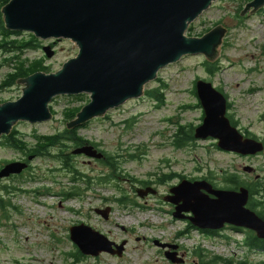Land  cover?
<instances>
[{
  "label": "rangeland",
  "instance_id": "374dc122",
  "mask_svg": "<svg viewBox=\"0 0 264 264\" xmlns=\"http://www.w3.org/2000/svg\"><path fill=\"white\" fill-rule=\"evenodd\" d=\"M11 1L0 0V43L7 30L1 11ZM251 1L217 0L187 33L188 37L200 38L218 25L227 29L214 76L205 68L204 56H186L161 70L158 78L146 86L142 98L128 101L78 130L80 137L107 157L117 158L116 177L101 161L73 155L74 144L67 141L46 157H36L3 145L4 140H0V171L10 163L29 164L23 174L0 179V264H172L165 256L172 248L163 250L154 241L169 245L175 242L185 255L180 256L184 264H203L215 258L253 264L264 261V250L258 253L240 249L242 234L236 235L229 228L214 237L202 231H186L187 222L169 214L175 210L163 201L182 181L180 177L188 181L207 178L222 188L219 176L223 171L237 174L248 184L260 176L258 181L264 188V152L246 158L221 151L215 140L176 148L173 143L177 127L171 124L194 128L202 124L204 111L197 108L200 101L193 88L197 80L209 81L227 99L230 121L247 137L264 143V8L240 16ZM7 32L9 41H26L33 35ZM34 43L36 49L22 54L0 52V89L4 88L0 90V104L16 102L23 95L20 84L6 87L8 76L20 61H42L48 71L40 72L52 74L78 55L70 40L37 38ZM49 46L55 51L51 59L43 51ZM155 90L164 95L163 103L148 95ZM89 103V94L57 97L50 106L51 121L19 122L14 130L19 139L35 148L40 137L64 134L70 122L67 112L81 110ZM30 157H34L32 161H28ZM247 166L256 173H244ZM142 183L155 188L158 197L139 198L133 188ZM74 194L77 196H70ZM137 204L144 209L137 208ZM108 207L111 213L106 221L95 210ZM81 224L117 245L125 242V254L119 257L101 253L93 257L79 253L70 239V228ZM184 233L187 236L183 237Z\"/></svg>",
  "mask_w": 264,
  "mask_h": 264
},
{
  "label": "water",
  "instance_id": "95a60500",
  "mask_svg": "<svg viewBox=\"0 0 264 264\" xmlns=\"http://www.w3.org/2000/svg\"><path fill=\"white\" fill-rule=\"evenodd\" d=\"M216 1L12 0L1 11L8 31L32 33L44 41L70 40L78 55L56 73L37 72L17 81L23 86L22 97L0 104V139L10 136L19 122L51 121L50 104L57 97L90 95V103L66 124V129L72 131L105 118L128 101L142 98L145 87L158 78L161 70L186 56H204L209 63H216L226 28L218 25L200 38L185 36L192 23ZM262 8L264 0H253L240 16H250ZM43 51L48 59L55 55L50 46ZM196 93L204 111L202 124L194 129L197 141L215 140L220 150L242 157L264 152L262 141L247 137L231 123L227 99L211 82L198 80ZM72 153L96 160L105 158L92 145L78 147ZM28 167L26 162L10 163L0 171V179L19 176ZM243 172L253 174L255 169L247 166ZM260 178L257 176L256 180ZM137 194L144 198L156 195L157 190L139 188ZM249 199L246 187L216 189L206 180H183L165 198L176 206L174 218L188 219L197 229L219 232L231 225L253 231L264 241V219L247 207ZM95 212L108 220L111 208ZM70 239L85 256H122L125 248V242L117 245L84 224L70 228ZM175 255L168 252L166 258L172 264H184Z\"/></svg>",
  "mask_w": 264,
  "mask_h": 264
},
{
  "label": "trees",
  "instance_id": "16d2710c",
  "mask_svg": "<svg viewBox=\"0 0 264 264\" xmlns=\"http://www.w3.org/2000/svg\"><path fill=\"white\" fill-rule=\"evenodd\" d=\"M3 23V22H2ZM191 29V28H190ZM207 33V32H206ZM3 34V41L0 43V52L5 53H15V54H22L24 52H27L29 50L36 49L35 41H37V38L32 35V38L30 40L26 41H9L7 38L10 36L9 32H4ZM21 58V57H20ZM19 58V59H20ZM205 68L207 69L208 73L211 76H214V73L217 71V64H211L208 62L204 63ZM40 71H48L46 67L43 65L42 61H34L30 63L29 61H20L19 65L14 70V73L10 74L8 76V82L6 83V87H11L14 84L17 83L18 80L24 79L29 77L32 74H35ZM1 89H4L1 87ZM0 89V90H1ZM149 96L156 98L157 101L164 102L165 99L163 98V94H161L159 91H150L147 92ZM193 94L196 96L195 88H193ZM199 103V102H198ZM201 109V105L199 103L198 107ZM80 111V109H76L73 111L67 112V120H74L77 113ZM203 118V117H202ZM233 122V121H231ZM172 125H175L177 127V131L175 133V139H174V146L176 148H183L186 147L194 142H197L194 138V126H183L179 123H171ZM236 126L235 123H232ZM78 130H72L68 131L66 130L64 134L56 135V136H49V137H40L38 138V146L35 148H30L26 141L19 139V133L18 131L14 130L11 136H4L2 139L1 144L10 146L17 151H21L23 154H33L36 157H46L50 150L57 148L60 146L62 142H70L74 144V147L82 146L85 144H93L82 137L79 136ZM102 163L111 169L112 172H114V176L116 177L117 174V158L116 157H108L107 160L102 161ZM184 179L183 177H180ZM207 179V178H205ZM219 179L221 180V184L224 186L221 189H227V190H238L240 187H246L250 192V199L248 203V207L256 212L262 219H264V188H261V182L255 181L254 183L248 184L243 182L240 177L237 174L230 173L228 171H223L222 175L219 176ZM144 185H149V183H142ZM219 186V185H218ZM71 197L77 196V194L70 195ZM2 201V200H1ZM249 241H250V248L251 249H262L264 250V243L262 241H259L255 237H253V234L250 233L249 235ZM80 253V252H79ZM199 256H201L199 254ZM214 258V257H213ZM232 264L228 260L221 259V258H215L212 259L211 262L203 263V264ZM244 264H249L248 261ZM253 264V263H250ZM257 264H264V261Z\"/></svg>",
  "mask_w": 264,
  "mask_h": 264
},
{
  "label": "flooded vegetation",
  "instance_id": "af4514ba",
  "mask_svg": "<svg viewBox=\"0 0 264 264\" xmlns=\"http://www.w3.org/2000/svg\"><path fill=\"white\" fill-rule=\"evenodd\" d=\"M96 148H98L97 146H96ZM99 149V148H98ZM107 158L108 157H106L104 160H101V161H105V160H107ZM94 161H99V160H94ZM12 177V176H11ZM147 186H149V185H144V184H135L134 185V188H133V191L136 193V195L138 196V194H137V190H138V188H145V187H147ZM213 186L215 187L216 185H215V183L213 184ZM158 195V194H157ZM157 195H152V194H149V195H147L145 198H155L154 196H157ZM139 197V196H138ZM158 197V196H157ZM144 199V198H143ZM142 199V200H143ZM163 201H164V204L166 205V206H170V207H172L173 208V210H175L176 209V206H174L173 204H171L170 202H167L166 200H165V197H163ZM146 205V204H145ZM135 206H137V208H139V209H144V207H141V205H139V204H137V205H135ZM144 206V205H143ZM168 206V207H169ZM153 210H157V209H155V208H152ZM160 211V210H159ZM161 212H164V211H161ZM174 212V211H173ZM169 214H172V216H173V213L171 212V213H169ZM189 215H191V214H189ZM188 214H187V216H189ZM182 221H186L187 222V224H188V228L186 229V231L187 230H189V231H202V230H199V229H197V228H195L193 225H192V223L188 220V219H184V220H182ZM226 228H229L231 231H232V233H234V234H236V235H238V234H242V236H243V243L242 244H239V248L241 249V248H247L248 249V251H251V252H261V250L262 249H253V250H251V248H250V241H249V235H250V233H252L251 231H249V230H246V229H244V228H238V227H234V226H231V225H228V226H226ZM123 230H126V229H123ZM204 234H207V235H209V236H211V237H214V236H216V235H218V234H220L221 232H215V231H202ZM183 237H185V236H187V233H184L183 235H182ZM253 237H255L254 235H253ZM256 238V237H255ZM260 241V240H259ZM156 241H154V244L158 247V248H161L162 249V247H161V244H168V243H164L163 241H157L158 243H155ZM263 243H264V241H262ZM235 243V242H234ZM170 245H173V246H177L176 248H172V249H169L168 250V252H172V253H175L176 255H175V258L176 259H178V258H180V256H184L185 257V255L183 254V253H181L179 250H180V247L175 243V242H173L172 244H170ZM163 250H167L166 248L164 249L163 248ZM124 252H125V250H124ZM164 253L166 252V251H163ZM125 253H123V255H124ZM122 255V256H123ZM121 256V257H122ZM235 256V255H234ZM229 262H231L232 264H244V263H246V261H243V260H239V261H237L236 259H229L228 260ZM248 263L250 264V262L248 261Z\"/></svg>",
  "mask_w": 264,
  "mask_h": 264
}]
</instances>
